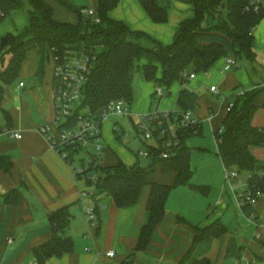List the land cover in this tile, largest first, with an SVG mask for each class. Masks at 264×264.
I'll return each mask as SVG.
<instances>
[{
    "label": "crops",
    "instance_id": "1",
    "mask_svg": "<svg viewBox=\"0 0 264 264\" xmlns=\"http://www.w3.org/2000/svg\"><path fill=\"white\" fill-rule=\"evenodd\" d=\"M48 1L53 6L57 20L78 21L75 11L58 0ZM68 1L76 7H96L98 3V0ZM260 1L264 6V0ZM194 13V7L183 0L172 1L166 22L154 21L140 0H119L110 10L112 18L123 20L133 29L145 31L164 44L174 42L180 23L194 16ZM30 23L29 12L23 8L15 9L5 16L0 22V46L2 37L8 33L20 34ZM253 50L254 60L243 59L244 64L240 69L239 62L233 69H225L228 56L222 55L208 69L190 72L195 77L189 75L186 86L198 94L194 115L202 123V134L205 128L215 132L222 126L228 113V101L234 100L243 91L262 87L264 17L254 29ZM146 61L142 57L138 62L133 81L134 100L130 103L131 112L127 115L135 125L142 123L143 117L156 109H180L181 80H175L164 96L157 94L156 82L144 75ZM7 62L6 58L3 65ZM54 65L51 56L40 71V50L30 49L18 77L4 85L0 111V157H8L12 163L9 170L0 168V264L38 262L33 249L52 239L50 214L64 206H68L72 213L69 232L74 239V248L60 256L50 257L44 264H121L132 254L134 256L130 264H192L203 258H208L209 264H264V194L254 206L258 224L249 220L251 208L244 209L239 200L247 188L248 173L245 182L241 177L231 182L225 179L234 198L221 181L219 190L223 200H219L217 206H222L223 210L217 212L212 209L208 187L202 190L197 186L202 185L199 180L194 181L192 177V184L175 186L168 196L165 216L155 225L148 246L136 251L142 228L150 216L147 209L150 185L143 188L137 203L129 207L118 206L112 196L105 194L95 193L81 198L82 191L94 192V188L86 187L85 176L76 175L72 165L41 130L42 125L51 121L55 114ZM162 74L163 68L159 64L157 77ZM212 85H217L221 93L211 91ZM215 94H224L226 97L219 103L214 99ZM255 101L264 104V91ZM252 122L255 126L264 127V107L254 113ZM116 130L125 131L109 116L104 118L101 137L103 153L96 152L92 147L93 161L101 165L119 161L128 166L143 165L138 155L118 138ZM15 132L22 136H14ZM202 134L188 138L187 144L191 138L201 137ZM263 149L261 145L250 146L258 161L264 159ZM215 154L226 173L227 168L217 151ZM174 179L172 172L164 173L160 166L151 176L152 181L161 183L172 184ZM87 204H95L97 208L94 225L86 219L84 206ZM216 219L223 221L226 230L194 245L197 227L208 225ZM257 230L259 237L255 234ZM111 251L114 254L108 256Z\"/></svg>",
    "mask_w": 264,
    "mask_h": 264
},
{
    "label": "trees",
    "instance_id": "2",
    "mask_svg": "<svg viewBox=\"0 0 264 264\" xmlns=\"http://www.w3.org/2000/svg\"><path fill=\"white\" fill-rule=\"evenodd\" d=\"M78 14L77 22L59 21L54 17V9L48 0H0V22L18 8H26L30 15V26L20 34L8 33L2 37L0 46V111L4 98V85L12 83L17 77L28 50H40V71L53 56L60 60L65 50H84L91 57L88 79L78 106V112L85 110L99 119L112 99L134 100V75L142 57L147 61L143 66L144 75L162 86L167 94L175 80L183 86L179 94L180 109L171 111V122L178 123L176 129L179 144L164 157L162 138L157 136L154 144L147 148L152 152L146 164L128 166L123 161L101 165L95 162L84 173L76 172L78 177L85 176L94 194L110 195L121 207L137 203L145 186L150 185L147 209L148 222L143 226L136 251L146 248L151 240L156 224L163 220L166 202L171 190L180 184H192L191 147L187 139L203 132L202 123L183 125L181 113L197 107L198 94L186 86L189 66L197 72L208 69L220 56H234L239 60H254V29L264 17V6L259 10L246 6L251 0H183L194 7V16L184 19L178 28L176 38L171 44H164L145 31L133 29L123 20L110 16V10L119 0H98L95 10L100 18L96 22L91 15L86 17L83 9L68 0H58ZM173 0H140L151 18L156 22H166ZM223 3L226 4L223 8ZM153 43L149 46L141 41ZM102 46L96 51V46ZM46 51L48 52L46 54ZM6 58L8 62L3 65ZM163 68L157 77L158 65ZM264 91V86L246 90L233 100L234 105L224 117L223 124L214 132L217 139V153L228 170L248 173V188L260 190L264 194V162L258 161L250 150L252 145L264 146V127L252 122L258 105L254 99ZM264 105V104H263ZM73 119L77 116L73 115ZM169 123L166 122V124ZM1 130V126H0ZM119 139L122 133L116 130ZM140 133V132H139ZM158 135V132L156 133ZM145 141V140H144ZM11 160L0 157V168L9 170ZM157 166L164 173L172 172L174 182L152 181L151 176ZM98 175L94 182L90 173ZM205 190L206 186L197 185ZM244 209L252 206L243 204ZM96 213L97 208L95 206ZM72 213L68 206L61 207L50 214L52 239L33 249L39 264H44L52 256H60L74 248L70 234ZM226 230L222 220L197 227L194 245L199 241L218 236ZM134 254L121 264H130ZM208 258L195 260L192 264H209Z\"/></svg>",
    "mask_w": 264,
    "mask_h": 264
},
{
    "label": "built area",
    "instance_id": "3",
    "mask_svg": "<svg viewBox=\"0 0 264 264\" xmlns=\"http://www.w3.org/2000/svg\"><path fill=\"white\" fill-rule=\"evenodd\" d=\"M261 5L260 0H251L250 4L246 6L249 10L254 7L259 10ZM88 15H91L96 22L100 21L94 7H87L83 9ZM54 58V57H53ZM54 65V86H53V105L54 118L42 125L41 130L47 136L51 144L60 152V154L72 165L75 172L84 173L90 167L93 161L92 147L98 153H103L102 137V122L109 114L115 113L117 115H129L131 112L130 103L123 99H112L105 107L102 119L97 118L91 113L81 110L78 112V106L83 95V89L88 79V74L91 67V57L86 54L84 50H65V55L60 60H55ZM237 65V60L234 56H228L225 60V69H233ZM195 77V74H190ZM23 85V82H21ZM264 86V82L262 84ZM211 91L221 93L217 85L211 86ZM244 92V91H243ZM241 92V93H243ZM156 93L164 96L165 90L162 86H158ZM239 93V94H241ZM234 105V101H228L226 108L229 111ZM77 118L73 119L72 116ZM183 125L197 124L199 120L194 115L193 109H188L181 113ZM171 111L168 110H154L145 115L142 119L141 127L143 137L145 140L153 139L157 141V136L162 138V145L164 147L163 156L168 157L171 154V149L179 144L176 129L178 123L171 122ZM166 124V122H168ZM9 132V130H8ZM158 132V135L156 133ZM14 136L21 137V133H14ZM139 154L150 158L152 152L148 149H140ZM91 179L95 182L98 178L97 173H90ZM240 174L235 170L226 171V178L228 181L238 179ZM263 193L260 190H252L247 188L240 195V203L250 204L251 211L248 215L252 223L258 224V214L254 209L259 197ZM94 192L85 190L81 192V198L93 196ZM86 219L91 225L95 224L97 217L95 204H87L84 206ZM256 236L260 234L256 231ZM114 251L107 255L111 256ZM26 264H38V262H28Z\"/></svg>",
    "mask_w": 264,
    "mask_h": 264
},
{
    "label": "rangeland",
    "instance_id": "4",
    "mask_svg": "<svg viewBox=\"0 0 264 264\" xmlns=\"http://www.w3.org/2000/svg\"><path fill=\"white\" fill-rule=\"evenodd\" d=\"M23 9L26 12H28L26 8ZM141 41L149 46H154L153 43L149 42L146 39H141ZM101 49L102 46H98V45L95 48L96 51ZM47 53L48 52L46 51V54ZM243 64L244 61L239 60L238 69H240ZM192 70L197 73V71L194 69L193 66H189V68L187 69V73H190ZM224 97H226V95L224 94L221 95L215 94L214 99L217 102L222 103ZM156 99H158V97H156ZM256 104L258 105L256 111L261 107H264L263 104H258L257 102ZM85 110L87 109L84 108V111ZM256 111L254 113H256ZM108 116L114 121V123H116L119 126V128L123 127L125 131L121 133L124 144L126 145V147L131 149L136 155H138L141 162L145 164L147 162V158L140 155L139 150L147 148L148 144H154L155 141L153 139L145 140L143 134L141 133L142 131L141 124L138 123L137 125H135L133 120L129 116L117 115L115 113H111ZM137 126H139L138 131H137ZM189 146L191 147V166L193 169V176H192L193 180L194 181L199 180L200 182H202L201 183L202 185L208 187L209 191L211 192L210 201H212L213 211L217 212L223 210L222 206L219 205L217 206V202L219 200H223V197H221L220 194L222 192L219 190L221 181H223V183L226 184V189L230 193L231 197L234 198V196L232 194V190L230 188L229 183L226 182L227 180H225L226 173L223 164L221 163V160L219 161V158H217L215 154L217 151V139L215 138L214 131L205 128L204 133L202 134L201 137H193L190 139ZM263 160L264 159H259V161L261 162H263ZM240 177L245 182L247 177V172L242 171L240 173ZM86 187L89 188L88 185H86ZM224 191L226 192L225 186H224ZM226 197H228L227 194Z\"/></svg>",
    "mask_w": 264,
    "mask_h": 264
},
{
    "label": "water",
    "instance_id": "5",
    "mask_svg": "<svg viewBox=\"0 0 264 264\" xmlns=\"http://www.w3.org/2000/svg\"><path fill=\"white\" fill-rule=\"evenodd\" d=\"M226 4L223 3V8H225ZM86 17H88V14H86ZM91 165H95V161H92Z\"/></svg>",
    "mask_w": 264,
    "mask_h": 264
}]
</instances>
